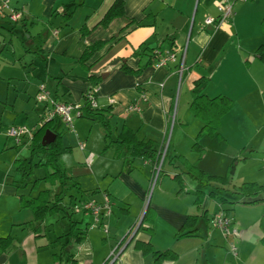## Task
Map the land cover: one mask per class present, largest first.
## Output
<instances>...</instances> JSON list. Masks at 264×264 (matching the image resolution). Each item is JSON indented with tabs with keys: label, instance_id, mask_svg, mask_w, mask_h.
Wrapping results in <instances>:
<instances>
[{
	"label": "crops",
	"instance_id": "1",
	"mask_svg": "<svg viewBox=\"0 0 264 264\" xmlns=\"http://www.w3.org/2000/svg\"><path fill=\"white\" fill-rule=\"evenodd\" d=\"M121 1L123 16L113 19L103 28L99 22L115 0H9L10 7L20 13L21 21L10 25L6 20H0V27L15 30L21 26L26 35L24 54L33 59L26 72L33 73V78L35 75L38 79L41 75L46 76L49 82L43 81V84L57 102L82 105L83 95L88 90L87 77H99L94 109L109 116L112 130L119 132L122 127L128 128L139 140L153 142L155 150L161 149L167 141L169 161L164 165V173L157 178L147 201L148 219L142 221L130 238L129 231L138 220L153 176L149 161L141 158L116 159L113 151L103 152L100 116L74 120L73 130L55 118L51 126L61 134L62 145L71 149L60 159L65 157L62 162L71 167V175L79 184V191L65 193L62 205L71 220L79 222L73 235L81 232L87 224L84 239L79 244L66 237L57 239L68 231L66 217L57 213L45 218L42 231L36 238L31 231V234L18 240V247L15 245L17 258L16 253L13 260L6 253L0 254V264H71V261L73 264H110L112 252L117 257L111 264H156L151 255H143L135 248L136 243H149L155 251H170L176 256L174 260L159 264H264V202L244 205L228 194L217 192L236 203L221 206L216 200L207 199L205 207L199 208L194 203V197L179 192L178 184L172 180L184 168L176 157L184 158L207 175L224 176L231 160L238 154V146L228 142V137L233 136L232 128L251 122L256 101L264 108V57L262 60L255 57L259 47L264 53V34L261 30L264 4L247 15L236 8L226 22L213 27L205 26L204 21L217 16L219 0H202L190 31V60L185 66L183 63V99L174 107L178 63L182 58L195 0ZM70 3L78 7L71 19L65 22L62 15L65 6ZM262 3L264 0L259 2ZM82 26L88 30L84 37L80 33ZM249 29L257 35L251 37L247 32ZM97 41H106L107 44L86 62L88 70H85L78 59L88 45ZM156 51L174 53L177 62L156 67L152 60ZM230 54L237 60L236 72L233 61L229 59ZM148 62L152 64L147 65ZM37 63H42V71L38 70ZM122 66L133 71L142 70L136 75L126 74ZM199 78H203L204 82L195 88L194 82ZM36 90L37 85L33 83L32 95L28 97L33 102L31 111L19 110V113L26 120L30 119V128L37 129L45 122L47 112L44 106L35 102ZM235 94L239 96H231ZM221 95L231 100V109L221 118L217 136L200 138L199 145L203 149L200 156L191 147L202 123L192 115L189 105L198 96L213 98ZM239 98L245 99L243 104L237 102ZM28 99L26 102H29ZM15 102L11 105L5 102L2 113L12 116V126H26L15 124ZM129 104H136L140 112H127ZM172 111L173 114L175 111L174 126L168 141ZM78 128H81L82 134ZM79 145L83 148L80 149ZM75 149L82 152L83 159L71 163L68 157ZM94 153H98V157ZM263 154L264 151L261 161ZM238 166L237 163L228 189L242 183H256L264 188V176L257 180L255 170L246 171L238 178ZM21 182L20 174L12 180L4 178L0 191L15 198L19 192L16 187ZM183 182L184 191L198 189L197 184L186 176H183ZM26 184L23 190H27L28 195L30 183L26 180ZM45 188L48 186L40 183L38 191ZM207 191L204 189L203 193L207 194ZM80 199L97 203L108 200L110 214L93 225L91 217L77 212L73 206ZM218 212H224L232 219L237 237L226 238L220 230L212 227L211 220ZM189 216L198 217L195 233L176 239L175 234ZM27 222L33 229L35 223L32 220ZM23 228L20 226L14 230ZM231 242L236 247L235 254L230 251Z\"/></svg>",
	"mask_w": 264,
	"mask_h": 264
},
{
	"label": "trees",
	"instance_id": "2",
	"mask_svg": "<svg viewBox=\"0 0 264 264\" xmlns=\"http://www.w3.org/2000/svg\"><path fill=\"white\" fill-rule=\"evenodd\" d=\"M77 7L78 5L74 3L66 5L65 12L62 15L63 21L68 22ZM123 13V2L121 0H115L109 10L103 16L102 20L99 22V26L103 28L107 27L113 19L122 17ZM261 30L264 34V20L261 24ZM80 33L84 37L88 33V30L82 26L80 28ZM106 44V41H97L88 45L78 59L80 66L83 69L88 70V68L85 66L86 62L96 52L102 50ZM135 55L137 54L135 53ZM255 57L259 60L263 59L264 53L262 47H259L256 50ZM155 59V55L153 54L152 60L155 61ZM151 64L152 62L147 63V65ZM122 70L126 74L136 75L140 73L142 69L139 68L136 71H133L128 67L122 66ZM86 81L88 89H92L98 85L100 78L90 75L87 77ZM203 82V78L196 80L194 82L195 88L200 86ZM231 106V100L225 96H216L213 98L198 96L192 100L189 105V110L192 115L202 123V128L196 135L194 143L191 147L193 151L199 153L201 156L203 149L199 145L200 138L204 136H217L216 133L220 124V120L227 112H229ZM81 109L83 110L82 118L91 115L94 117H102L100 126L104 137V146L102 149L103 152L108 150L113 151L114 158L116 159L119 157L131 160L141 158L149 161L153 168L158 165L162 149L155 150L153 142L139 140L134 132L125 127H122L119 132L112 130L108 123L109 116H105L102 111L92 109L90 107V103L84 99V96ZM51 122L52 121L44 122L41 126L35 129L31 141L26 145L28 147L29 156L24 159L16 158L13 161L14 171L19 173L22 180H24L16 187L17 190L24 189L27 186L25 181L33 176L35 170L43 171L42 177L34 178L33 181L30 182V188L28 190L29 194L18 196L19 209L29 210L31 212L32 222L35 223V226L32 229L35 238L41 233L42 224L47 216L63 213L67 219L68 231L66 234L58 237L57 239L66 237L68 240H72L76 244H79L84 239V232L87 229V224L85 228L81 230V232L73 235V232L79 222L71 220V217L67 215L66 208L62 205V201L66 192H70L72 190L79 191V184L72 176H69L65 172L60 162L61 156L69 153L71 149L62 145L61 134L57 133L55 130L51 131L56 135L54 142L46 146H42L41 144V139L44 133L47 131V129L49 130L51 128ZM176 160L184 168L179 174L173 176L172 180L178 184L179 192H184L185 194H189L194 197V203L199 208L205 207L207 199H214L221 206L233 205L236 203V201L244 205H253L264 202V188L256 183H242L238 187L228 189L235 171L236 164L238 163L237 158L233 159V162L228 166L224 176L222 177L207 175L198 170L195 165L188 164L182 157H176ZM168 161L169 156L167 147L158 177H160L161 174L163 175V167ZM183 176H186L188 180L195 182L198 189L194 191H184ZM40 183L46 184L48 188L38 191V186ZM204 189H208L207 194L203 193ZM33 192H36V194L31 196L30 194ZM217 192L228 194L229 197L236 199V201H229L228 198H226L224 195H219ZM68 198L70 199V197ZM84 200L86 199H80L76 202V204L74 203L73 206L76 208L77 212L82 213L80 210V203H82ZM147 215L148 208H146V211L144 212L143 221L148 219ZM197 219V216L187 217L184 224L175 234V238L181 239L192 236L195 233V224ZM145 230L148 229L146 228ZM13 241V238L10 236L0 238V254L6 253L13 245ZM135 248L143 255H151L156 264L166 260H174L176 258L174 253L170 251H155L149 243H136ZM68 258H70V256H68ZM71 264H73V261H71Z\"/></svg>",
	"mask_w": 264,
	"mask_h": 264
},
{
	"label": "rangeland",
	"instance_id": "3",
	"mask_svg": "<svg viewBox=\"0 0 264 264\" xmlns=\"http://www.w3.org/2000/svg\"><path fill=\"white\" fill-rule=\"evenodd\" d=\"M261 0H246L244 2H237L233 6V11L238 8L240 9V12L242 14H250L253 13L258 9L259 4ZM199 5V9H201L202 6V0L199 4V0H195L194 2V13L193 17L191 19L187 37L185 39V42L183 43L182 47V53H184L183 63L184 66L189 63L190 60V49H191V43H190V31L191 27L194 22L195 13L197 10V7ZM2 20H5V18H2ZM9 23V22H8ZM18 23V22H17ZM16 23V24H17ZM10 24V23H9ZM15 25V24H10ZM12 31V32H11ZM248 34L251 37L256 36L257 34L254 33L253 29H249ZM26 35L24 34V30L21 29V26L19 25L15 30H11L7 27H0V183L4 178H9V180H12L16 177L17 172L14 171L13 167V161L16 158L24 159L29 156V151L27 146L23 145H17L15 144L13 138H10L7 136V131L12 126V116H5V112L2 113L4 107H6L5 102H8L7 104L11 105L14 100L15 107L14 110H16V119L15 124H23L26 125L27 128H30V119L26 120L21 116L19 113V110H25V112H30L31 108H33V102L31 99H28L29 96L32 95L33 91V83L37 86L39 84H43V81L49 82V79L46 78V76L41 75V77L38 79L35 75L33 78V73H27L26 70L30 66L31 56L24 54V46ZM188 53V55H187ZM231 55V56H230ZM229 55V59L233 61L235 65V72L238 70V67L236 66L237 60H234L232 57L233 54ZM36 63V61H34ZM238 65V64H237ZM38 70L42 71V63H37ZM242 68V65L240 66V69ZM28 71V70H27ZM32 84L30 87L28 84ZM183 96V82L182 79L178 78L177 85L175 87L174 91V107H176L177 104H179L180 99ZM222 96V95H221ZM231 96H239V95H231ZM28 99L29 102H26ZM248 100V99H247ZM245 99H237V102L239 104H243ZM237 103V104H238ZM27 106V107H25ZM5 111H8L6 109ZM3 114V115H2ZM174 117H175V111L171 115V120L169 121L168 125V131H167V140L169 141L171 139L173 126H174ZM251 122L249 123H243L237 126L236 129L232 128L231 134L233 136L228 137V142L230 144H233L234 146H238V154L235 158H237L238 161V169L236 176L240 178L243 173L250 170L257 171L258 174L257 180H261L264 176V171L262 170V161L261 156L264 151V108L263 106H259V103L256 101V109L254 110V115L252 118H250ZM82 121H86L88 123V120L83 119ZM221 123V122H220ZM18 126V125H17ZM220 126V124H219ZM55 127L51 126L49 131H54ZM219 129V127H218ZM79 133L82 134L81 128H78ZM48 131V129H47ZM166 144L167 141H166ZM73 155L68 157V160L73 163L76 160L81 161L82 158V152L78 149L73 150ZM98 157V153H94ZM65 158V157H64ZM60 159L61 165L63 166L65 172L72 176L71 167L66 165V163L62 162ZM233 162L231 160L230 164ZM229 164V165H230ZM235 164V163H234ZM80 167H84V164L81 163ZM261 169V170H260ZM43 171L42 170H35L33 173V176H31L27 181L30 183L33 181L34 178L42 177ZM162 177V174L160 175ZM158 178V177H157ZM75 181H77L74 178ZM24 181V180H22ZM26 183V181H25ZM156 183V181H155ZM155 183L149 191V194L151 195ZM237 184V183H236ZM91 186V184L89 185ZM93 188V187H90ZM27 190L20 189L18 192L17 197H11L6 194L1 193L0 191V238H5L7 236H10L14 239L13 245L9 248V250L6 252V256L11 260L15 257L16 253V247H18V240H22L27 235L31 234L32 227L28 225L27 221L32 220V215L28 211H22L19 212V195H26ZM16 199V200H15ZM68 199V198H66ZM146 208H148L146 206ZM145 203L142 206L141 212L146 211ZM143 221V220H142ZM19 223H23L22 225H18ZM20 226L24 227V230H14L15 228H19ZM17 258V253H16Z\"/></svg>",
	"mask_w": 264,
	"mask_h": 264
},
{
	"label": "built area",
	"instance_id": "4",
	"mask_svg": "<svg viewBox=\"0 0 264 264\" xmlns=\"http://www.w3.org/2000/svg\"><path fill=\"white\" fill-rule=\"evenodd\" d=\"M246 0H219L216 5L217 16L216 17H208L204 21L205 26H213L216 27L224 22H226L232 15L233 6L237 2H244ZM5 18L7 22L10 24H16L21 20V15L16 10L12 9L9 5V0H0V20ZM155 55V66L156 67H165L168 63L177 62L176 55L171 52H166L164 54L156 51ZM182 58L179 60L178 63V78L180 80L181 74L183 71V58L184 53L181 56ZM95 95H96V87L92 89H88L84 93V99L90 103V107L94 109L95 107ZM141 98L144 97L141 95ZM34 100L37 104H40L46 108L47 121H52L55 118H59L60 121L64 124L65 127L73 130V121L76 119H80L83 116V110L81 109L80 104H71V103H60L57 102L46 89L44 84H39L37 86L36 94ZM109 103H112V100L109 99ZM126 111L129 113H139L140 108L136 104H129L126 107ZM36 128H27L26 126H13L9 128L7 131V136L13 138L15 144L20 145L23 143H29L32 139L33 133L35 132ZM168 144H165L161 147L162 152L159 159L158 165L153 168V176L152 180L148 189L147 198L145 201V208L147 201L149 199V191H151L155 181L157 180L161 164L163 162ZM79 148L82 149V145H79ZM262 170H264V154L262 158ZM111 204L108 200L104 201L103 203H97L92 200H84L80 203V210L85 215L91 217L92 224L96 225L99 223L101 218L104 215L110 214ZM76 209V208H75ZM144 216V211L140 213L138 220L136 223L131 227L129 234L130 238L135 235L139 227L141 226L142 220ZM211 225L215 229H218L222 232L224 237L234 239L238 236L237 229L235 228L232 219L227 216L223 212H218L215 214L211 220ZM103 232L107 233V230L102 227ZM230 251L235 254L236 247L233 242L229 244ZM116 255L112 252L109 256L110 264L113 263L116 259Z\"/></svg>",
	"mask_w": 264,
	"mask_h": 264
},
{
	"label": "water",
	"instance_id": "5",
	"mask_svg": "<svg viewBox=\"0 0 264 264\" xmlns=\"http://www.w3.org/2000/svg\"><path fill=\"white\" fill-rule=\"evenodd\" d=\"M56 135L51 131H46L41 139L42 146H46L54 142Z\"/></svg>",
	"mask_w": 264,
	"mask_h": 264
}]
</instances>
